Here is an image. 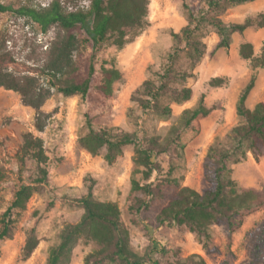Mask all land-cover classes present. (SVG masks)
<instances>
[{
    "label": "rangeland",
    "instance_id": "rangeland-1",
    "mask_svg": "<svg viewBox=\"0 0 264 264\" xmlns=\"http://www.w3.org/2000/svg\"><path fill=\"white\" fill-rule=\"evenodd\" d=\"M0 1L19 8L46 6L52 0ZM150 1L147 24L128 30L123 47L105 43L98 49L94 57L96 72L85 97L65 96L53 89L42 108L49 115L44 131L36 129V110L25 105L20 94L0 87V228L2 215L20 186L35 184L38 187L27 208L15 211L13 237L0 240V264H47L49 250L59 242L65 224L78 221L82 216L84 208L78 199L87 193L91 180L96 181L94 193L98 199L119 203L131 231L132 248L141 255L148 254L149 264L183 262L194 254L201 255L206 264H264V256L260 258L257 254V246L264 245V205L246 212L243 225L231 236L225 224L212 225L211 240L206 245L187 227L161 224L157 220L159 212L179 190L175 183L166 181L167 178H175L181 185L201 192L210 186L205 170L208 147L216 136H226L233 126L243 121L237 114L238 99L253 75L256 82L247 105L254 108L264 101V67L255 68L252 61L244 59L239 52L243 42H251L255 54L263 55L264 26L255 24L242 34L236 33L228 48L218 47L219 35L212 31L205 38L207 52L194 70L195 77L187 81L194 89L193 98L183 103L173 102L172 116L164 118L154 110L142 109L134 101L135 92L163 68L174 44L172 33L179 32L187 19L184 0ZM188 1L199 4L203 0ZM89 5L90 0H84L71 9ZM262 14L264 0H255L231 8L223 18L243 22L252 17L259 21ZM55 34V28L43 32L38 24L20 13L0 12V38L6 39V48L13 59L9 67L14 71L39 73ZM92 54L91 46L81 47L75 53L80 76L87 75ZM103 65L116 66L123 72V79L116 82L112 96L98 88ZM213 79H222V82L212 85ZM202 94L206 95V104L213 108L211 114L202 117L195 127L181 130L184 146L172 144L169 153L158 157L163 172H155L152 182H162L160 197L149 199L132 190L134 145H129L116 162L108 164L104 152L92 155L80 144L79 137L88 131L89 120L96 128L118 126L137 132L140 138L158 135L166 141L171 127L179 124L184 109L195 107ZM28 132L44 141L49 175L42 184L36 180L40 176L37 161L22 151ZM171 165L175 167L172 174ZM234 177L241 188L264 193V156L257 160L249 153L234 166ZM141 198L149 201V207L137 210L134 205ZM33 228L40 244L30 258L24 259L26 239ZM96 247V243L83 239L75 248L70 264H84L86 254Z\"/></svg>",
    "mask_w": 264,
    "mask_h": 264
},
{
    "label": "trees",
    "instance_id": "trees-1",
    "mask_svg": "<svg viewBox=\"0 0 264 264\" xmlns=\"http://www.w3.org/2000/svg\"><path fill=\"white\" fill-rule=\"evenodd\" d=\"M84 0H52L46 6L26 5L15 8L0 1V12H16L27 16L38 24L43 32L52 27L56 29L46 57L39 67V73L17 72L9 67L13 60L6 48V39L0 38V87L13 90L21 95L22 102L36 110L35 127L44 131L49 115L42 109L51 97L53 89L65 96L85 97L96 72L94 57L105 43L123 47L128 30L144 27L150 9V0H90L88 8H72ZM255 0H203L201 3L184 0L183 10L187 24L179 32H173L174 44L168 51L163 68L146 79L136 90L134 101L146 110H154L164 118L173 114L172 103H183L193 98L194 89L187 85L189 78L195 77V68L207 52L205 38L215 31L219 35V48H228L236 33H244L255 24L264 26V14L259 21L252 17L243 22L226 21L223 18L231 8ZM91 46V63L85 77L79 75L80 67L75 53L81 47ZM244 59L251 60L253 66L264 67V53L255 54L251 42H243L239 49ZM101 83L98 88L107 96L115 93L116 82L123 79V72L116 66L101 67ZM42 76L45 77L42 80ZM213 79L211 84L222 82ZM253 75L242 89L237 114L242 122L233 126L226 136H216L206 154V179L210 186L203 192L181 185L175 178L166 181L175 183L179 190L157 216L161 224L187 227L206 245L211 240V227L225 224L231 236L244 223V215L254 207L264 205V193L254 188H241L234 177V166L244 161L249 153L260 160L264 156V101L254 108L247 105L248 97L255 87ZM202 94L195 107L184 109L179 124L170 129L166 141L158 135L140 138L137 132L121 127H94L88 121V131L79 137L80 144L92 155L104 152V159L113 164L124 155L129 145L135 146L134 170L131 179L133 191L141 192L149 199L162 196V182L155 184V172L162 173L158 157L171 151L172 144L184 146L181 130L195 127L200 119L208 117L212 107L206 104ZM24 155L34 158L39 166L40 176L36 179L42 184L48 180L46 167L48 157L41 137L32 132L24 136L22 146ZM175 167L170 166V174ZM141 174L138 178L136 175ZM87 193L78 199L84 212L80 219L68 222L60 233L59 242L51 246L47 264H70L74 250L83 240L96 243L97 247L88 252L84 264H149L148 254L141 255L132 248L131 231L123 219L122 210L115 200H100L95 196V180H91ZM38 191L35 184H23L15 192L11 205L1 218L0 240L12 238L14 234L13 217L15 211L25 210L33 194ZM149 201L137 200L134 208H148ZM40 244L33 228L26 239L24 259L32 256ZM258 256H264V245H258ZM158 264V263H157ZM170 264H206L199 255H191L186 261Z\"/></svg>",
    "mask_w": 264,
    "mask_h": 264
},
{
    "label": "crops",
    "instance_id": "crops-1",
    "mask_svg": "<svg viewBox=\"0 0 264 264\" xmlns=\"http://www.w3.org/2000/svg\"><path fill=\"white\" fill-rule=\"evenodd\" d=\"M254 157V156H253ZM255 158V157H254Z\"/></svg>",
    "mask_w": 264,
    "mask_h": 264
}]
</instances>
